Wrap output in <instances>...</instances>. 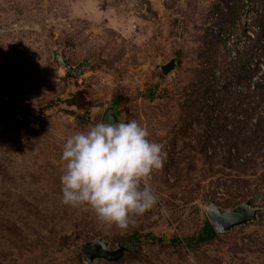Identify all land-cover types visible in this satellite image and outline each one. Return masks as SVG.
<instances>
[{"label": "rangeland", "instance_id": "obj_1", "mask_svg": "<svg viewBox=\"0 0 264 264\" xmlns=\"http://www.w3.org/2000/svg\"><path fill=\"white\" fill-rule=\"evenodd\" d=\"M112 106L165 154L127 230L61 202L56 133ZM0 107V264H87L97 239L130 251L96 264H264V0H0ZM249 202L256 222L186 246L210 204Z\"/></svg>", "mask_w": 264, "mask_h": 264}, {"label": "clouds", "instance_id": "obj_2", "mask_svg": "<svg viewBox=\"0 0 264 264\" xmlns=\"http://www.w3.org/2000/svg\"><path fill=\"white\" fill-rule=\"evenodd\" d=\"M56 134L63 140L65 206L86 208L101 225L127 230L158 203L148 180L163 167L165 154L139 122L104 120L71 136Z\"/></svg>", "mask_w": 264, "mask_h": 264}, {"label": "water", "instance_id": "obj_3", "mask_svg": "<svg viewBox=\"0 0 264 264\" xmlns=\"http://www.w3.org/2000/svg\"><path fill=\"white\" fill-rule=\"evenodd\" d=\"M55 58L66 69L69 75L80 77L83 75V66H72L69 61L65 60L59 53ZM157 69L164 75L169 76L177 69V59H172L166 65H159ZM6 114L0 107V118ZM104 120H113L122 122L121 118L117 116L116 106L109 107L104 116ZM256 202H249L243 204L236 209L223 211L215 204H210L207 210L208 218L219 236H224L228 232L238 227H244L258 220L260 210L255 209L253 205ZM84 260L87 264H96L98 261H106L108 263L120 262L130 251L129 247L118 246L117 249L112 250L110 244L103 239H97L87 242L82 247Z\"/></svg>", "mask_w": 264, "mask_h": 264}, {"label": "trees", "instance_id": "obj_4", "mask_svg": "<svg viewBox=\"0 0 264 264\" xmlns=\"http://www.w3.org/2000/svg\"><path fill=\"white\" fill-rule=\"evenodd\" d=\"M216 237V232L214 228L211 226V224L207 223L202 235L197 240H188L185 242L186 246L189 247L195 243H205L211 239H214ZM149 238V237H148ZM154 242L160 241V242H169L166 238L164 239H158L156 237H150Z\"/></svg>", "mask_w": 264, "mask_h": 264}]
</instances>
